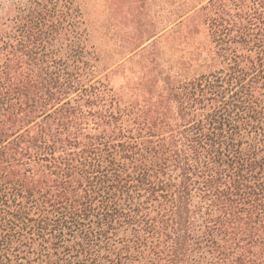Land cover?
<instances>
[{
	"label": "trees",
	"instance_id": "obj_1",
	"mask_svg": "<svg viewBox=\"0 0 264 264\" xmlns=\"http://www.w3.org/2000/svg\"><path fill=\"white\" fill-rule=\"evenodd\" d=\"M83 6L0 0V264H264V0H201L125 55L179 70L126 75Z\"/></svg>",
	"mask_w": 264,
	"mask_h": 264
},
{
	"label": "rangeland",
	"instance_id": "obj_2",
	"mask_svg": "<svg viewBox=\"0 0 264 264\" xmlns=\"http://www.w3.org/2000/svg\"><path fill=\"white\" fill-rule=\"evenodd\" d=\"M200 1L116 0L115 16L112 18L107 0H82L88 27L92 31L89 50L91 56L97 59L98 73H103L120 59L116 73H165L171 63L177 64L176 69L179 70L181 63L178 56L182 49L179 40L172 43L176 55L168 51L170 43L164 38L161 39L164 42L160 43V50L152 49V53L140 50L137 54L128 57L125 55L152 34L160 32L161 35L164 27ZM202 29L205 27L202 26ZM204 41L205 45L212 47L210 41ZM139 53L145 54V57H140ZM123 57L125 58L122 59ZM198 62L203 63V58ZM108 72L106 70L104 73Z\"/></svg>",
	"mask_w": 264,
	"mask_h": 264
}]
</instances>
